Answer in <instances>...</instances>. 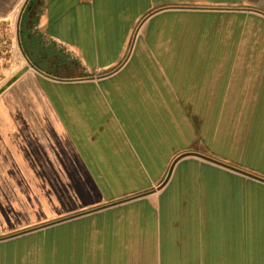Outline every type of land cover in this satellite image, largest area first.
<instances>
[{
    "label": "crops",
    "instance_id": "1",
    "mask_svg": "<svg viewBox=\"0 0 264 264\" xmlns=\"http://www.w3.org/2000/svg\"><path fill=\"white\" fill-rule=\"evenodd\" d=\"M28 3L0 0V264H264L204 190L264 182L165 180L264 179V0Z\"/></svg>",
    "mask_w": 264,
    "mask_h": 264
},
{
    "label": "rangeland",
    "instance_id": "2",
    "mask_svg": "<svg viewBox=\"0 0 264 264\" xmlns=\"http://www.w3.org/2000/svg\"><path fill=\"white\" fill-rule=\"evenodd\" d=\"M164 177L165 174L161 182ZM221 178L211 175L204 185L205 195L209 198L205 208L208 211L216 210L217 214L221 213L223 216L219 220L211 219V226L216 229L215 227L221 221V226L240 228L239 232H241L236 233L237 241L242 242L240 250L243 249L244 240H247L245 242L250 245L252 251L262 257L264 254V192L255 191L254 188L239 181ZM157 186L156 184L151 189L155 190ZM233 215L236 217L233 218Z\"/></svg>",
    "mask_w": 264,
    "mask_h": 264
},
{
    "label": "water",
    "instance_id": "3",
    "mask_svg": "<svg viewBox=\"0 0 264 264\" xmlns=\"http://www.w3.org/2000/svg\"><path fill=\"white\" fill-rule=\"evenodd\" d=\"M24 6H25V5H24ZM24 6L22 7V9H21V11H20L19 18H20L21 13H22V11H23V9H24ZM18 39H19V35H18ZM184 156H196V157H200V158H202V159H204V160H207V161H210V162H213V163H216V164L222 165V166L227 167V168H230V169H232V170H234V171H236V172H239V173H241V174H244V175H246V176H249V177H251V178H255V179H258V180L264 182V179H262V178H260V177H256L255 175H252V174L247 173V172H245V171H242V170L236 169V168H234V167H232V166H230V165H226V164L221 163V162H219V161H216V160H214V159H212V158H210V157H207V156H204V155H201V154H198V153H193V152H186V153H183V154L179 155L176 159H174V161L172 162L171 167H170V169H169V171H168V173H167V175H166L165 180H167V178L169 177L170 172L172 171V168H173L175 162H176L178 159H180L181 157H184ZM164 183H165V182H163L162 185H163ZM162 185H161V186H162ZM161 186H160V187H161ZM160 187H159V188H160Z\"/></svg>",
    "mask_w": 264,
    "mask_h": 264
},
{
    "label": "built area",
    "instance_id": "4",
    "mask_svg": "<svg viewBox=\"0 0 264 264\" xmlns=\"http://www.w3.org/2000/svg\"><path fill=\"white\" fill-rule=\"evenodd\" d=\"M3 32H4V27L0 26V34H3Z\"/></svg>",
    "mask_w": 264,
    "mask_h": 264
},
{
    "label": "trees",
    "instance_id": "5",
    "mask_svg": "<svg viewBox=\"0 0 264 264\" xmlns=\"http://www.w3.org/2000/svg\"><path fill=\"white\" fill-rule=\"evenodd\" d=\"M34 0H29V3L27 4V6H29ZM26 6V7H27Z\"/></svg>",
    "mask_w": 264,
    "mask_h": 264
}]
</instances>
